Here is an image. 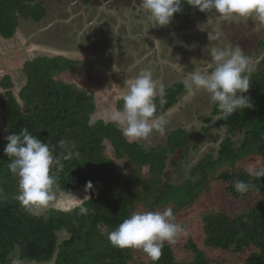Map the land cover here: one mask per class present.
I'll list each match as a JSON object with an SVG mask.
<instances>
[{"label": "trees", "instance_id": "16d2710c", "mask_svg": "<svg viewBox=\"0 0 264 264\" xmlns=\"http://www.w3.org/2000/svg\"><path fill=\"white\" fill-rule=\"evenodd\" d=\"M192 8L185 0L178 16L188 15ZM46 14L47 7L38 0H0V35L12 39L21 17L39 22ZM77 64L64 55L26 60V79L18 94L10 75L0 77L1 118L8 136L26 127L49 143L54 156L79 152L78 157L63 161L55 191L69 193L92 183L83 202L89 209L87 215H78V208L66 212L54 207L45 214H27L17 199L18 177L7 167L10 161L4 148L8 141L0 138V188L6 196L0 203V264H11L9 257L17 256L37 263L152 264L138 250L113 247L108 234L135 211L170 207L178 223L180 215L201 200L208 205L215 187L223 188L233 199L256 200L236 214L216 207L204 210L199 236L181 234L176 244L165 245L157 264H264V178L250 179L245 172L250 164L264 166V69L252 70L250 88L244 94L252 107L220 119L227 134L217 157H205L190 172V178L176 185L165 180L166 168L190 136L178 129L170 133L166 145L145 146L129 142L111 121H93L97 111L94 94L60 79ZM183 91L182 83L172 85L163 106L157 97V114H165ZM122 107L123 99L118 102V109ZM214 114H219L216 107ZM240 135L244 136L237 140ZM106 142L114 158L128 159L127 169L107 155ZM171 168L178 171L173 165ZM237 179L250 182L251 189L237 193L232 186ZM181 226L185 229L183 223ZM61 231L69 237L59 242ZM217 255L223 259L218 261Z\"/></svg>", "mask_w": 264, "mask_h": 264}, {"label": "clouds", "instance_id": "9594fccd", "mask_svg": "<svg viewBox=\"0 0 264 264\" xmlns=\"http://www.w3.org/2000/svg\"><path fill=\"white\" fill-rule=\"evenodd\" d=\"M187 5L200 12L211 13L218 20L238 21L249 19L264 26V0H186ZM185 0H140V9L152 27L168 26L174 14L179 13ZM210 19V15H209ZM209 43L205 53L210 59L201 67L184 73L183 88L189 95L205 92L210 102L216 106L219 115L215 120H227L238 110L251 108L250 98L246 95L250 88L253 59L239 46L214 43L221 41V34L209 32ZM195 61V60H194ZM193 61V63H194ZM127 91L122 96L123 107L110 113V121L129 142L147 141L154 132L163 135L167 124L166 114H157L155 100L166 103L165 86L153 78L150 69H142L138 74L125 80ZM8 143L4 154L10 161L8 170L18 177L19 194L17 199L21 209L27 214H38L57 199L58 173L64 170L63 161L78 157L79 152L54 156V149L48 142L35 137L28 128L19 134L6 137ZM248 177L264 178V166L250 164L245 169ZM237 193H247L252 185L243 180L233 181ZM92 188L89 181L86 190ZM63 196V193H61ZM67 207L56 206L63 211L78 208V215H87L89 209L73 196ZM6 199L0 188V203ZM185 229L176 222L170 207L163 211H135L108 234L111 245L118 249H135L157 264L165 245L176 244ZM11 264H21L15 257H9Z\"/></svg>", "mask_w": 264, "mask_h": 264}, {"label": "crops", "instance_id": "0c3cea01", "mask_svg": "<svg viewBox=\"0 0 264 264\" xmlns=\"http://www.w3.org/2000/svg\"><path fill=\"white\" fill-rule=\"evenodd\" d=\"M139 5L140 0H91L89 3L84 1L78 11L75 12L76 7H72L73 13L66 19L68 26L71 24L73 26L75 22L73 30L67 33V40L72 38L75 43L76 57L71 59L78 62L76 66L92 65L94 71L88 70L86 66L88 75L93 73L97 75L100 72L99 78H104L105 75L108 80L111 79L110 87H107L106 82L105 85L98 81L88 82L94 86H102L96 87L97 91L108 94L106 102L115 110L118 109V102L127 91L124 87L125 80L135 76L142 69H150L153 78L165 86L166 92L172 85L182 83L184 73L194 70L195 66L205 65L210 59L204 51L205 46L211 43L208 34L210 31L217 33V24L223 21L211 13L192 8L184 17L178 16L181 11L174 14L168 26L152 27ZM63 21L61 18L53 19L38 30L53 32L55 24ZM22 23L20 21L19 26ZM18 32L19 27L17 34ZM59 37L63 38L62 34L57 35V38ZM9 40L0 35V72L5 70L3 68L5 56H9ZM77 54L81 57L79 58ZM58 55L69 57L65 53ZM114 77L117 80H113ZM100 107L102 106L98 108ZM215 107L207 93L189 95L184 89L165 113L167 124L162 135L166 137L165 141L155 139L152 143L145 144L141 140L138 143L145 146L166 145L170 133L178 129L184 130L190 139L172 155L171 166L175 168L185 166L192 171L205 157L213 155L206 150L202 154L203 160L196 162L194 158L196 153L199 155L203 149L210 150L216 146L220 148L226 137V126L220 124V119L215 120L219 115L214 114ZM155 135L161 134L154 132L151 136Z\"/></svg>", "mask_w": 264, "mask_h": 264}, {"label": "rangeland", "instance_id": "374dc122", "mask_svg": "<svg viewBox=\"0 0 264 264\" xmlns=\"http://www.w3.org/2000/svg\"><path fill=\"white\" fill-rule=\"evenodd\" d=\"M44 3L45 7L47 6L48 14L44 17L42 21L39 23L31 22L28 19L20 18V21L23 22L19 26V32L12 39L9 40V56H5V60L3 62V70L4 72H0V77H12L15 83V93L18 94L21 86L25 83V74L23 72V65L26 60H30L35 58L38 55H58L65 53L70 58L76 57V52L74 49L75 43L72 41V38L68 39L67 33L73 30L75 26V22H73L70 26L66 22V19L69 18L71 13H73V8L75 12L78 11L79 7L84 4V0H38ZM61 18L64 20L63 22H58L53 27V32L42 31L40 32L38 29L41 28L42 25L48 24L53 19ZM217 33L221 34V41L219 43L231 45L233 47L239 46L241 47L246 55H249L253 59V64L251 65L254 71H260L264 69V26L259 25L257 22L249 19L247 21L238 20V21H221L217 24ZM51 29V30H52ZM62 34L63 38H57V35ZM26 42V43H25ZM25 44V45H23ZM56 44V45H55ZM14 49V50H12ZM204 49V48H203ZM78 55V54H77ZM79 58L81 57L78 55ZM86 64H82L80 66H76L74 69L68 71L66 74H63L60 79H63L67 82H73L78 85L80 88L89 89L95 96V101L97 104L96 113L93 115L92 120L95 121L99 118H104L106 121H110V113L115 110L112 109L109 102H106L108 98V94L104 92L97 91L96 87H102L100 85L94 86L91 82H105L107 87L111 85V79L108 80L107 76H103L104 78H99L97 75H88L86 73ZM88 70L94 71L92 65L87 66ZM84 70V71H83ZM82 75H81V74ZM104 74V73H102ZM91 81V82H88ZM113 80H117L116 77ZM88 87V88H87ZM3 91V88L0 87V92ZM122 95V93H121ZM101 101V102H100ZM105 105V106H104ZM2 109L0 107V138H6L8 136L7 130L4 128L2 124ZM218 136V135H217ZM244 135H240L237 137V140L243 137ZM155 139H160L161 142H164L166 137L159 136H150L147 141L142 140L143 143L148 144L155 141ZM107 143L106 153L109 157H113L115 159L116 164L122 166L127 169L129 165L128 159L118 160L114 158L113 149L109 142ZM212 143V142H211ZM207 150V153L213 154L215 158L218 155L219 146H216L214 149H203V151L198 155L194 156L195 161H202V154ZM201 157V158H200ZM177 172L174 168H171V158L168 161V165L166 168L165 180L170 183H174L179 185L186 181V179L191 177L190 170H188L185 166L178 167ZM172 174V175H171ZM211 193V200L208 205L205 202H199L196 206L189 209L185 213H182L178 218V223L181 225L182 223L185 225L186 234L193 233L196 237L199 236V230H201L200 224V213H202L206 209L218 208L221 210L228 211L230 214H236L243 210L248 209L254 200L247 201L242 198L233 199L226 194L223 188L215 187ZM56 191L57 199L50 204V206L46 209L41 210L37 215L45 214V212L54 207L58 208L57 204H62L64 207H67L69 202L73 199L72 195L83 199L85 196L89 197V193L84 189H76L72 190L69 193H63ZM202 234V232H201ZM69 234L66 231L59 232V242L68 238ZM199 242V241H198ZM183 239L182 237L179 239V247L182 245ZM200 243V242H199ZM219 255V254H218ZM217 255V256H218ZM17 259L20 258L17 256ZM222 255L218 256V261H220ZM21 264H54V262H43L37 263L34 261L20 260ZM230 262H234V260H229Z\"/></svg>", "mask_w": 264, "mask_h": 264}, {"label": "water", "instance_id": "95a60500", "mask_svg": "<svg viewBox=\"0 0 264 264\" xmlns=\"http://www.w3.org/2000/svg\"><path fill=\"white\" fill-rule=\"evenodd\" d=\"M79 189H84V190H86V188L85 187H80ZM87 191V190H86ZM88 192V191H87Z\"/></svg>", "mask_w": 264, "mask_h": 264}]
</instances>
